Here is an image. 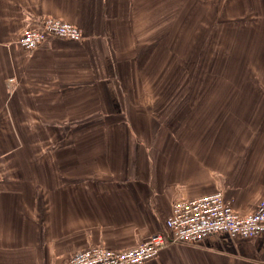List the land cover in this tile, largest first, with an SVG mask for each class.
<instances>
[{"label": "crops", "instance_id": "0c3cea01", "mask_svg": "<svg viewBox=\"0 0 264 264\" xmlns=\"http://www.w3.org/2000/svg\"><path fill=\"white\" fill-rule=\"evenodd\" d=\"M145 1L0 0V264L133 247L178 198L219 190L240 213L264 198V76L250 74L264 49L202 87L171 38L134 23ZM44 15L80 40L14 44ZM140 264H264V233L168 243Z\"/></svg>", "mask_w": 264, "mask_h": 264}, {"label": "rangeland", "instance_id": "374dc122", "mask_svg": "<svg viewBox=\"0 0 264 264\" xmlns=\"http://www.w3.org/2000/svg\"><path fill=\"white\" fill-rule=\"evenodd\" d=\"M136 9L134 23L149 31L157 27L151 35L156 40L171 38L183 72L200 75L202 87L228 69L239 79L249 66L243 60L253 69L264 49V0H147ZM159 24L162 32H156ZM250 74L264 76V70L257 66Z\"/></svg>", "mask_w": 264, "mask_h": 264}, {"label": "built area", "instance_id": "2783aa9c", "mask_svg": "<svg viewBox=\"0 0 264 264\" xmlns=\"http://www.w3.org/2000/svg\"><path fill=\"white\" fill-rule=\"evenodd\" d=\"M79 26L54 16H42L37 23L24 27L16 42L31 51L49 37L80 40ZM166 231H156L127 249H111L93 244L74 252L62 264H140L154 257L168 243H196L214 233L230 237L264 233V198L256 209L240 213L222 191L172 201L166 218Z\"/></svg>", "mask_w": 264, "mask_h": 264}]
</instances>
